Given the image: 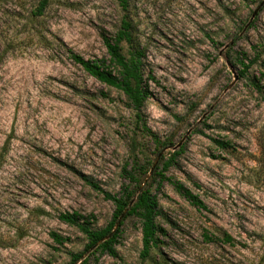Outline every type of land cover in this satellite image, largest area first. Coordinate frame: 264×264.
<instances>
[{
    "label": "rangeland",
    "instance_id": "rangeland-1",
    "mask_svg": "<svg viewBox=\"0 0 264 264\" xmlns=\"http://www.w3.org/2000/svg\"><path fill=\"white\" fill-rule=\"evenodd\" d=\"M40 1L0 0V264H70L87 242L58 216L100 229L113 211L81 176L117 195L133 156L152 169L173 152L169 181L151 188L160 264H264V0H129L149 93L139 112L67 54L106 58L100 34L114 36L123 14L115 0H48L33 16ZM240 54L257 60L244 76ZM122 230L117 257L86 264H149L138 221Z\"/></svg>",
    "mask_w": 264,
    "mask_h": 264
},
{
    "label": "trees",
    "instance_id": "trees-1",
    "mask_svg": "<svg viewBox=\"0 0 264 264\" xmlns=\"http://www.w3.org/2000/svg\"><path fill=\"white\" fill-rule=\"evenodd\" d=\"M47 2L48 0H41L33 12V16H40ZM115 2L123 14L119 28L114 36L105 33L100 34L102 44L106 51V58L100 60H84L71 51H67V54L89 77L100 84L121 92L125 96L129 107L139 112L149 96L147 84L143 81V54L135 45L133 28L126 15L129 0H115ZM122 44L128 46L127 54L122 52ZM244 56V54H240V58L236 57L234 60V63L241 67V76H244L247 70L257 63L256 59L248 61L247 57L245 56L244 58ZM245 60L248 61L247 64L244 63ZM260 77L264 79V61L261 64ZM250 83L260 92L258 81L255 78L250 80ZM144 130L150 136L155 146L164 149L171 145L169 142H160L148 129L145 128ZM214 142L219 147H226V144L221 141L214 140ZM177 155L178 152H173L165 161H162L163 157L161 156L158 161L159 163L157 162V166L152 170L149 177L150 180L142 187L141 185L152 166L149 162L140 163L137 157L133 156L131 169H123V176L126 182L121 186L120 192L117 195L104 192L86 177L81 176L86 184L100 192L106 200L112 203L113 211L109 222L100 229L91 228L88 218L76 212L63 213L58 216V219L62 223L77 228L87 242L83 252L70 255V264L77 262L86 264L90 256H95V260L103 255L112 258L117 257L116 245L122 234V227L129 219L137 220L140 225V260L143 262L148 261L149 264H160V237L164 232L156 223L158 202L156 195L151 192V188L155 185V189L158 191L164 181H169L165 173L174 163ZM171 184L175 192L187 200L192 206L198 209H205L202 201L181 183L171 182ZM51 238L56 244L62 245L63 239L57 234L51 233ZM205 238L210 241L208 236H205ZM222 239L227 244L232 242V239L226 234H223ZM88 251H90L89 256L84 258V254Z\"/></svg>",
    "mask_w": 264,
    "mask_h": 264
},
{
    "label": "water",
    "instance_id": "water-1",
    "mask_svg": "<svg viewBox=\"0 0 264 264\" xmlns=\"http://www.w3.org/2000/svg\"><path fill=\"white\" fill-rule=\"evenodd\" d=\"M158 160H159V156H158V158H157V161H156V164H157V162H158ZM156 164L153 166V168L156 166ZM153 168L150 170V172L148 173V175L146 176V178H145V180H144V182H143V184H142V186L146 183V181L148 180V178L150 177V175H151V173H152V170H153ZM141 186V187H142Z\"/></svg>",
    "mask_w": 264,
    "mask_h": 264
}]
</instances>
